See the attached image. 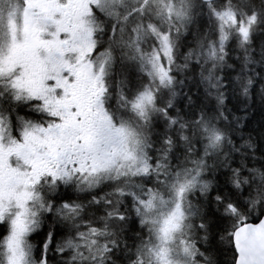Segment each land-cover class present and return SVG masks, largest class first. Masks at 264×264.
<instances>
[{
	"label": "snow or ice",
	"instance_id": "snow-or-ice-1",
	"mask_svg": "<svg viewBox=\"0 0 264 264\" xmlns=\"http://www.w3.org/2000/svg\"><path fill=\"white\" fill-rule=\"evenodd\" d=\"M0 264H264V0H0Z\"/></svg>",
	"mask_w": 264,
	"mask_h": 264
}]
</instances>
